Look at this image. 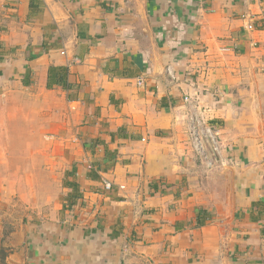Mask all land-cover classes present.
<instances>
[{
    "label": "crops",
    "instance_id": "obj_1",
    "mask_svg": "<svg viewBox=\"0 0 264 264\" xmlns=\"http://www.w3.org/2000/svg\"><path fill=\"white\" fill-rule=\"evenodd\" d=\"M142 1L0 0L3 264H264V0Z\"/></svg>",
    "mask_w": 264,
    "mask_h": 264
},
{
    "label": "built area",
    "instance_id": "obj_2",
    "mask_svg": "<svg viewBox=\"0 0 264 264\" xmlns=\"http://www.w3.org/2000/svg\"><path fill=\"white\" fill-rule=\"evenodd\" d=\"M253 27V23H250L249 28L252 29ZM261 70L264 72V61L261 65ZM186 99L188 100L189 97H186ZM190 131L194 139V145L201 157H203L204 159H209L210 155L208 154V146H211V156H213L215 158L214 160H216L218 154L220 153V147L212 129L209 126L204 125L200 118L192 117L190 122ZM90 168H93V166L90 165ZM104 185L108 190L112 189L113 187V183L110 180H105ZM120 187L122 189L125 188L124 185Z\"/></svg>",
    "mask_w": 264,
    "mask_h": 264
},
{
    "label": "water",
    "instance_id": "obj_3",
    "mask_svg": "<svg viewBox=\"0 0 264 264\" xmlns=\"http://www.w3.org/2000/svg\"><path fill=\"white\" fill-rule=\"evenodd\" d=\"M138 1H139V3H140L141 13H142L143 15H145L144 3H143L142 0H138ZM146 23H147V21H146ZM145 30H146V32H147V25L145 26ZM255 100H256V99H255ZM224 170L226 171L227 169H224Z\"/></svg>",
    "mask_w": 264,
    "mask_h": 264
},
{
    "label": "trees",
    "instance_id": "obj_4",
    "mask_svg": "<svg viewBox=\"0 0 264 264\" xmlns=\"http://www.w3.org/2000/svg\"><path fill=\"white\" fill-rule=\"evenodd\" d=\"M71 185L74 187L77 186V184L75 182H72ZM5 259H6V253H5V251H2V254L0 255V260H2V264L5 261Z\"/></svg>",
    "mask_w": 264,
    "mask_h": 264
},
{
    "label": "rangeland",
    "instance_id": "obj_5",
    "mask_svg": "<svg viewBox=\"0 0 264 264\" xmlns=\"http://www.w3.org/2000/svg\"><path fill=\"white\" fill-rule=\"evenodd\" d=\"M82 148V146H80ZM83 147H86V146H83ZM90 168V166H88Z\"/></svg>",
    "mask_w": 264,
    "mask_h": 264
}]
</instances>
